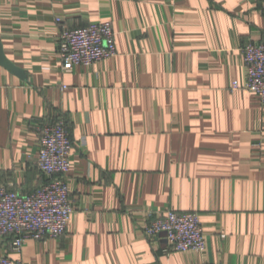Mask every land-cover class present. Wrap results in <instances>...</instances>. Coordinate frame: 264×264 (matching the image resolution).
Listing matches in <instances>:
<instances>
[{
	"label": "crops",
	"instance_id": "1",
	"mask_svg": "<svg viewBox=\"0 0 264 264\" xmlns=\"http://www.w3.org/2000/svg\"><path fill=\"white\" fill-rule=\"evenodd\" d=\"M264 0H0V185L36 192L38 129L64 117L75 210L21 264H264V100L243 47ZM58 18L61 21H58ZM110 22L117 55L63 70L64 26ZM200 214L203 251L163 252L149 212Z\"/></svg>",
	"mask_w": 264,
	"mask_h": 264
},
{
	"label": "built area",
	"instance_id": "2",
	"mask_svg": "<svg viewBox=\"0 0 264 264\" xmlns=\"http://www.w3.org/2000/svg\"><path fill=\"white\" fill-rule=\"evenodd\" d=\"M115 36L110 22L79 28L64 26L58 39L63 70L76 65L90 66L117 55ZM242 51L246 81L243 86L233 82L232 89L245 88L264 100V43L249 41ZM38 133L37 166L46 176L45 182L32 194L0 185V238L11 237L10 250L14 252H20L29 238L64 235L75 210L68 185L73 154L69 124L60 116L42 125ZM148 216L144 233L151 240L163 239V252L205 249L206 237L197 211L168 209L161 214L149 212ZM0 264L21 263L4 255L0 256Z\"/></svg>",
	"mask_w": 264,
	"mask_h": 264
}]
</instances>
